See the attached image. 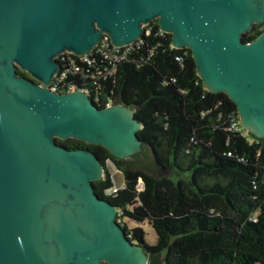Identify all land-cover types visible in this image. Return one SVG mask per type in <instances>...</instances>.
I'll use <instances>...</instances> for the list:
<instances>
[{"label":"water","instance_id":"95a60500","mask_svg":"<svg viewBox=\"0 0 264 264\" xmlns=\"http://www.w3.org/2000/svg\"><path fill=\"white\" fill-rule=\"evenodd\" d=\"M152 20L171 47L190 50L203 88L235 104L241 131L264 140V31L242 39L264 23V0H0V264H147L118 207L94 191L104 177L95 153L56 143L124 160L143 150L142 123L129 106L50 85L60 54H87L103 35L126 46Z\"/></svg>","mask_w":264,"mask_h":264},{"label":"trees","instance_id":"16d2710c","mask_svg":"<svg viewBox=\"0 0 264 264\" xmlns=\"http://www.w3.org/2000/svg\"><path fill=\"white\" fill-rule=\"evenodd\" d=\"M150 25L151 35L118 67L115 81L105 82L97 103L104 107L112 90V103L134 110L142 152L120 160L81 140L56 143L95 153L104 177L92 182L94 191L118 207V224L143 246L147 264H264V140L241 131L225 94L203 88L190 50L171 47L170 34L156 35L157 20ZM262 31L264 23L254 24L242 39ZM150 50V60L137 66ZM17 74L30 78L19 68ZM134 157L151 165L135 167ZM107 161L121 171L123 188H112ZM127 219L148 220L156 242L147 244L143 229L128 227Z\"/></svg>","mask_w":264,"mask_h":264},{"label":"built area","instance_id":"2783aa9c","mask_svg":"<svg viewBox=\"0 0 264 264\" xmlns=\"http://www.w3.org/2000/svg\"><path fill=\"white\" fill-rule=\"evenodd\" d=\"M152 33V25L144 26L142 36L131 44L126 46H114L107 35H103L99 43L93 50L87 54L76 56L72 53L64 52L58 56L59 70L54 75L50 88L57 92H68L80 90L87 94L90 99L96 103L101 101V92L105 82L108 80L115 81L114 75L118 67L130 61L132 51L141 47L145 42V37ZM156 35H163L159 28ZM153 54L150 50L146 56L140 58V63H147ZM180 60V58H176ZM112 90L107 95L105 106L113 104L111 102ZM104 106V107H105ZM230 129L237 130L236 122H232ZM116 189L113 190L115 192ZM101 264H108L102 262Z\"/></svg>","mask_w":264,"mask_h":264},{"label":"rangeland","instance_id":"374dc122","mask_svg":"<svg viewBox=\"0 0 264 264\" xmlns=\"http://www.w3.org/2000/svg\"><path fill=\"white\" fill-rule=\"evenodd\" d=\"M250 138L251 137H249V139ZM106 167H107L108 172H109L110 177H111L112 188H116V189L123 188L124 179H123V175H122L121 171H119L110 161L106 162ZM138 168H140V167H138ZM138 182H139V187H142L141 181L139 180ZM125 222L128 225V227H130V228L140 226L145 233L144 238H145V241L147 244L152 245L156 242L155 231L153 230V228L149 224L148 220H145L142 223H138V222L131 221V220L127 219V220H125Z\"/></svg>","mask_w":264,"mask_h":264}]
</instances>
